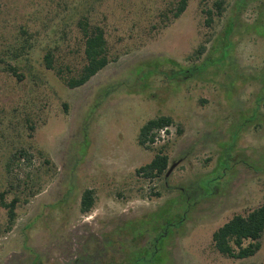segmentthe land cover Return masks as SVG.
Returning a JSON list of instances; mask_svg holds the SVG:
<instances>
[{
    "label": "rangeland",
    "instance_id": "374dc122",
    "mask_svg": "<svg viewBox=\"0 0 264 264\" xmlns=\"http://www.w3.org/2000/svg\"><path fill=\"white\" fill-rule=\"evenodd\" d=\"M176 5L0 0V192L17 200L12 222L0 206V264H264V232L242 259L212 241L264 204V0ZM82 18L109 62L70 88ZM160 116L165 133L139 144ZM158 150L165 172L137 173Z\"/></svg>",
    "mask_w": 264,
    "mask_h": 264
},
{
    "label": "trees",
    "instance_id": "16d2710c",
    "mask_svg": "<svg viewBox=\"0 0 264 264\" xmlns=\"http://www.w3.org/2000/svg\"><path fill=\"white\" fill-rule=\"evenodd\" d=\"M187 0H177L174 16L177 17L185 9ZM218 13L222 10V1L216 3ZM211 14V11H207ZM79 29L83 37L84 64L78 72L69 76L65 83L75 88L86 83L100 69L109 62L106 53V41L102 29L91 27L87 18L80 19ZM52 54L47 52L44 56L45 66L54 68ZM9 69L16 74L14 66ZM264 105V101H263ZM172 122L170 117L160 116L148 120L139 131L138 142L143 145L147 140L153 141L155 132ZM168 166V156L158 150L154 157L145 165L136 169V172L145 177H155L165 172ZM93 189L86 188L80 197V211L85 213L91 210L94 204ZM16 198L9 202L5 200L4 192H0V206L7 209L8 220L12 222L15 216ZM264 232V204L253 208L246 215L235 214L212 233L214 248L223 255L232 258H247L253 256L260 248V239Z\"/></svg>",
    "mask_w": 264,
    "mask_h": 264
},
{
    "label": "built area",
    "instance_id": "2783aa9c",
    "mask_svg": "<svg viewBox=\"0 0 264 264\" xmlns=\"http://www.w3.org/2000/svg\"><path fill=\"white\" fill-rule=\"evenodd\" d=\"M158 131H160L161 134H164L165 133V127L159 128Z\"/></svg>",
    "mask_w": 264,
    "mask_h": 264
},
{
    "label": "water",
    "instance_id": "95a60500",
    "mask_svg": "<svg viewBox=\"0 0 264 264\" xmlns=\"http://www.w3.org/2000/svg\"><path fill=\"white\" fill-rule=\"evenodd\" d=\"M173 166H170L166 172V175H168V173L170 172V170L172 169Z\"/></svg>",
    "mask_w": 264,
    "mask_h": 264
}]
</instances>
